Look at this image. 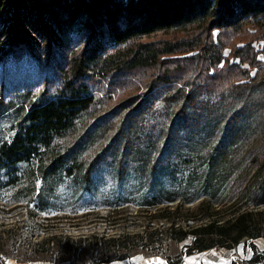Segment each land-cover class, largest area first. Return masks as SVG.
Returning a JSON list of instances; mask_svg holds the SVG:
<instances>
[{
  "label": "trees",
  "instance_id": "16d2710c",
  "mask_svg": "<svg viewBox=\"0 0 264 264\" xmlns=\"http://www.w3.org/2000/svg\"><path fill=\"white\" fill-rule=\"evenodd\" d=\"M247 25L264 38V0H0V63L27 57L45 82L58 83L51 94L41 92L36 101L22 95L28 108L21 109L11 139L0 143L4 186L15 189L18 200L29 197L27 202L39 212L57 204L85 217L106 211L95 221L103 227L101 233L53 234L35 244L41 253L67 255L72 264H108L127 260L136 251L158 253L167 241L189 240L185 255L190 256L231 249L263 236L262 212L254 211L264 206L263 155L253 157L258 167L244 190L251 209L225 217L219 205L238 170L235 154L244 128L262 107L257 99L255 104L245 98L241 105L229 107L192 90L172 109L168 124L150 132L152 88H147L143 97H129L116 107L125 112L116 133L89 162L82 163L79 156L98 135L99 121L62 153L51 155L54 142L66 137L94 103L92 73L159 62L157 48L138 43L140 39L189 26L237 32ZM252 50L238 51L254 73L244 71V79L228 85L237 98L264 88V66ZM217 87L223 88L217 83L204 95ZM8 108L0 107V116ZM37 161L36 171L22 185L21 166ZM106 164L113 182L97 197ZM63 179L69 183V195L57 190ZM250 246L253 253L247 264H264V250ZM167 262L181 263L179 258ZM0 264L5 260L0 258Z\"/></svg>",
  "mask_w": 264,
  "mask_h": 264
},
{
  "label": "rangeland",
  "instance_id": "374dc122",
  "mask_svg": "<svg viewBox=\"0 0 264 264\" xmlns=\"http://www.w3.org/2000/svg\"><path fill=\"white\" fill-rule=\"evenodd\" d=\"M138 43L152 44L157 48L156 51L160 53L159 62L155 66L135 70L106 72L102 69L92 73L89 84L94 103L88 111L80 115L74 129L66 137L54 142L51 155L62 153L93 123L99 121L98 135L79 156L82 163L89 162L110 143L116 133L125 114L118 112L116 107L129 97H143L147 88H152L147 109L150 132H157L158 128L168 124L172 109L176 104L180 105V99L192 90L203 93L200 98L229 107L241 105L245 98H248L247 102L250 104H255L257 99L262 107L258 108L244 128L242 141L238 143L235 154L238 170L230 178L219 199L220 209L225 217L247 209L249 206L244 190L253 183L258 167L253 157L263 155L264 161V88L250 94L244 92L243 96L237 98L234 93L228 92L230 87H227L244 79V71L249 75L254 73L247 63L242 62L244 57L237 56L240 49L244 51L245 48L252 47V51L258 53L256 58L264 66V55L259 54L264 51V38L249 25L237 32H208L198 26H189L183 30L158 32L140 39ZM126 53L120 52L121 55ZM231 70L235 71L233 75ZM225 71L231 75L226 76ZM217 83L223 88H214L211 94L204 95L203 91L207 87H216ZM57 85L56 81L45 82L42 75H39L36 63L27 57L17 62L7 59L0 63V107L3 110L9 107L0 116V143L11 139L21 117V109L28 108L23 103L22 95H28L30 102L36 101L41 92L47 91L51 94ZM51 155L48 154L46 160ZM38 164L37 161L29 166H21L22 185L24 180L32 177L29 175L36 171ZM109 165L103 166L104 177L97 197L113 182ZM65 179L57 185V190L63 195H69V183ZM5 180L4 174L0 172V258L6 264H72L71 259L66 260L69 259L67 255L61 257L41 253L35 244L53 234L63 233L76 237L80 234L102 232L103 227L95 221L105 215V210L88 212L85 217L82 214L72 215L68 207L63 209L57 204L48 208L45 213L39 212L33 203L27 202L29 197L27 200L22 197L18 200L14 196L16 190L4 186ZM199 204L200 200L189 208L195 210ZM135 211L136 209H132V213ZM254 211L262 212L263 236L256 240L242 241L231 249L214 248L190 256L185 255L189 240L181 243L167 241L158 253L136 251L127 260L108 264H168L167 258L171 262H176L179 258L180 264H247L253 253L250 245L257 251L264 250V206ZM88 222L94 224L86 225ZM78 225L81 226L76 228ZM116 233L118 232L112 231L110 234Z\"/></svg>",
  "mask_w": 264,
  "mask_h": 264
},
{
  "label": "snow or ice",
  "instance_id": "6c2138e0",
  "mask_svg": "<svg viewBox=\"0 0 264 264\" xmlns=\"http://www.w3.org/2000/svg\"><path fill=\"white\" fill-rule=\"evenodd\" d=\"M139 259V258H138Z\"/></svg>",
  "mask_w": 264,
  "mask_h": 264
}]
</instances>
